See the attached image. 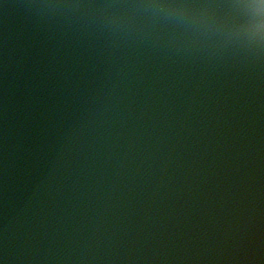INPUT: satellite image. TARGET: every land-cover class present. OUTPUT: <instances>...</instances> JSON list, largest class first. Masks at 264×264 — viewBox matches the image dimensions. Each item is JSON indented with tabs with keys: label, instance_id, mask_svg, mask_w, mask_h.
Listing matches in <instances>:
<instances>
[{
	"label": "water",
	"instance_id": "1",
	"mask_svg": "<svg viewBox=\"0 0 264 264\" xmlns=\"http://www.w3.org/2000/svg\"><path fill=\"white\" fill-rule=\"evenodd\" d=\"M0 0L3 264H264V60Z\"/></svg>",
	"mask_w": 264,
	"mask_h": 264
},
{
	"label": "clouds",
	"instance_id": "2",
	"mask_svg": "<svg viewBox=\"0 0 264 264\" xmlns=\"http://www.w3.org/2000/svg\"><path fill=\"white\" fill-rule=\"evenodd\" d=\"M33 7L112 36L160 38L170 30L186 48L239 50L264 60V0H41Z\"/></svg>",
	"mask_w": 264,
	"mask_h": 264
}]
</instances>
